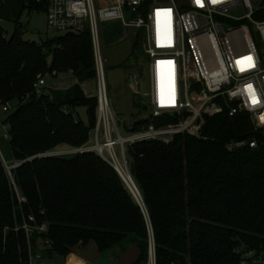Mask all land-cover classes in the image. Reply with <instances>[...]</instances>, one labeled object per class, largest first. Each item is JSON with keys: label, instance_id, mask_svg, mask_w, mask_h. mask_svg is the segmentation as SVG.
I'll use <instances>...</instances> for the list:
<instances>
[{"label": "trees", "instance_id": "1", "mask_svg": "<svg viewBox=\"0 0 264 264\" xmlns=\"http://www.w3.org/2000/svg\"><path fill=\"white\" fill-rule=\"evenodd\" d=\"M6 2L37 12L45 6ZM22 34L21 24L10 36L0 27V111L10 107L0 120L9 159L19 163L10 177L0 155V264L26 263L25 231L15 228L34 225L29 216L47 225L46 233H33L30 244L36 248L38 240H48V251L61 257L89 244L99 253L135 247L133 264H146L150 234L156 264H239L238 249H264V136L253 132L245 116L209 117L198 137L131 144L128 172L142 209L96 153L45 155L59 145L83 146L95 124L96 98L82 89L95 76L89 31L39 43ZM60 75L75 82L67 89H35L39 77ZM78 106L88 108L87 128L63 111ZM253 138L255 148L229 149Z\"/></svg>", "mask_w": 264, "mask_h": 264}, {"label": "built area", "instance_id": "2", "mask_svg": "<svg viewBox=\"0 0 264 264\" xmlns=\"http://www.w3.org/2000/svg\"><path fill=\"white\" fill-rule=\"evenodd\" d=\"M35 1L45 3L48 30L62 34L88 30L92 41L96 92L92 138L83 146L63 153L94 152L122 176L117 165L123 166V160V168L128 172L127 146L150 140L169 142L177 135L198 137L209 117L245 116L253 132L264 136V0ZM113 20L142 35V48L147 57L144 68L147 91H136V95L146 98L144 107L151 109L150 121L138 120L137 128H133L135 123L133 126L122 124L123 134L111 108L98 35V24ZM74 82L51 88L67 89ZM134 84L136 81L132 90ZM45 86L49 85L44 77H39L34 84L37 91ZM82 89L89 96L84 85ZM9 108L4 104L1 111ZM63 111L77 116L67 107ZM243 146L255 148L256 138L231 145ZM48 154L51 153L45 155ZM18 164L5 165L10 177L11 168ZM29 221L34 225L25 222L15 228L23 229L28 241L25 264L36 260L44 264L42 254L35 251L30 238L33 233H46L47 225H36L32 216L28 217ZM42 244L50 246L48 240ZM236 253L239 264H264L262 248H241ZM146 264H156L151 234Z\"/></svg>", "mask_w": 264, "mask_h": 264}, {"label": "rangeland", "instance_id": "3", "mask_svg": "<svg viewBox=\"0 0 264 264\" xmlns=\"http://www.w3.org/2000/svg\"><path fill=\"white\" fill-rule=\"evenodd\" d=\"M25 1L28 2V0ZM2 19V28L5 30L7 36L12 34L16 24L22 25V36L24 39L37 43L53 38L54 36L63 35L62 33L48 30L44 11L37 12L29 9L28 7L20 9L14 2L4 3ZM136 34H138V32L135 29L124 27L119 20L107 21L98 24L99 45L101 54L105 61L108 95L111 108L114 111L115 116L118 118L120 126L122 124L125 126H133L134 123H140L137 122L138 120L150 121L149 115L151 113V109H144L146 98L136 95V91H147V83L144 77V68L147 57L144 55L142 48V35L140 34V37H136ZM137 38L139 39V44L136 46L135 41ZM62 79H65L70 83L72 82L67 75L63 76ZM58 80H60V76H58L57 79H46V82L48 85L51 82V86H57V84L53 82ZM134 81H136V84H134V89L132 90ZM85 85L89 90L88 95L95 97L96 92L93 82L90 81V83ZM134 104H137L136 108H134ZM1 113L2 112L0 111V115ZM94 113L96 122V107ZM121 127V133L123 134L125 130ZM133 128L136 127L133 126ZM92 129L89 132L87 142H89L92 138ZM64 146L67 145H59L50 153L60 154L65 152V149L71 148ZM129 146L126 147L127 170V151ZM7 149L8 137L6 133V125L2 124L0 120V155L4 160V164L7 167H12L14 162L9 159ZM116 152H119L118 147L116 148ZM121 163L125 167L123 160ZM136 256L137 250L135 247H129L119 257H117L114 255L113 251L99 253L93 244H89L84 247L81 252L76 254L72 253L66 258H61L59 261H89L90 264H132L135 261Z\"/></svg>", "mask_w": 264, "mask_h": 264}, {"label": "water", "instance_id": "4", "mask_svg": "<svg viewBox=\"0 0 264 264\" xmlns=\"http://www.w3.org/2000/svg\"><path fill=\"white\" fill-rule=\"evenodd\" d=\"M3 6H4V2L2 0H0V15L2 14V10H3ZM134 108L137 107V104L133 105ZM145 109V107H144ZM74 113L77 115V117L80 119L81 123L84 125V127H89V115H88V108L86 106H78L74 109ZM229 149H232V147H229ZM120 177L122 178V180L125 182V184L127 185V187L129 188V190L131 191V193L133 194L134 198L136 199V201L138 202V204L140 205V207L143 209V205H142V201H141V197L139 194V191L137 190L132 178L130 177L129 173L126 179L123 175ZM136 192H135V191ZM114 255L119 257L121 250L119 248L114 249Z\"/></svg>", "mask_w": 264, "mask_h": 264}, {"label": "crops", "instance_id": "5", "mask_svg": "<svg viewBox=\"0 0 264 264\" xmlns=\"http://www.w3.org/2000/svg\"><path fill=\"white\" fill-rule=\"evenodd\" d=\"M63 82L66 83V84H68V81L65 80V79L58 80V81H55L53 83H56L58 85V84H62ZM91 82H93V80H91ZM88 83H90V81H86L82 85H84L85 88H86V85L85 84H88ZM51 84L52 83L50 82L49 83V86H51ZM64 147H69V146H64ZM69 149H71V148H68V149H65V150H69ZM82 249L83 248L75 249L70 254H72V253H75L76 254L78 252H81ZM35 251H39L42 254V258H43L44 264H90L89 261H59V260H61V258H66L70 254L67 255L66 257H61V256H58V255H56L54 253H50L48 251V248L47 247H44V245L42 244V242L39 241V240L36 242ZM121 254L122 253H120V255ZM33 264H40V262L36 260V261H33Z\"/></svg>", "mask_w": 264, "mask_h": 264}, {"label": "bare ground", "instance_id": "6", "mask_svg": "<svg viewBox=\"0 0 264 264\" xmlns=\"http://www.w3.org/2000/svg\"><path fill=\"white\" fill-rule=\"evenodd\" d=\"M117 167H118L119 171L122 173V175H123L126 179H128V178H127V176H128V172L125 171V169L123 168V166L117 165ZM122 168H123V170H122ZM134 191H135V190H134ZM135 192H136V191H135Z\"/></svg>", "mask_w": 264, "mask_h": 264}, {"label": "snow or ice", "instance_id": "7", "mask_svg": "<svg viewBox=\"0 0 264 264\" xmlns=\"http://www.w3.org/2000/svg\"><path fill=\"white\" fill-rule=\"evenodd\" d=\"M247 59H249V60H250L251 58L249 57V58H247ZM254 102H255V101H254Z\"/></svg>", "mask_w": 264, "mask_h": 264}]
</instances>
